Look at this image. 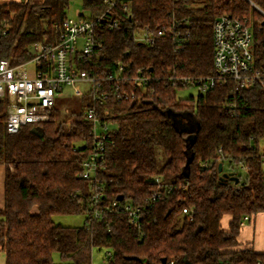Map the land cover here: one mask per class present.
I'll return each instance as SVG.
<instances>
[{"label":"trees","instance_id":"trees-1","mask_svg":"<svg viewBox=\"0 0 264 264\" xmlns=\"http://www.w3.org/2000/svg\"><path fill=\"white\" fill-rule=\"evenodd\" d=\"M252 1L264 9V0ZM69 4L0 6V15H13L8 34L0 37V58L22 63L33 56L31 44L45 36L55 41ZM108 7L106 0H83L79 15L92 18ZM224 13L253 19L257 64L263 63V19L248 0H118L104 22L116 19L119 27H97L103 48L80 65L100 86L79 96L78 105L65 115L54 107L49 120L9 133L0 97L5 264H55V253L72 260L66 264H92L94 247L106 250L104 264H161L164 257L176 264H257L264 257L238 240L243 217L264 211V88L229 80L183 101L178 90L187 86L174 80L215 73L213 26ZM144 27L164 33L152 44L137 41L136 31ZM141 74L156 79L138 88L130 80ZM116 84L134 96L101 103L99 95ZM235 101L238 112L232 115ZM89 107L117 127L110 130L102 165L87 179L79 174L93 147ZM240 163L248 166L247 174L236 170ZM154 193L160 194L156 200ZM127 203L142 207L140 226L130 222ZM98 207L101 215L95 217ZM79 213L86 215L81 226L54 220Z\"/></svg>","mask_w":264,"mask_h":264},{"label":"built area","instance_id":"built-area-1","mask_svg":"<svg viewBox=\"0 0 264 264\" xmlns=\"http://www.w3.org/2000/svg\"><path fill=\"white\" fill-rule=\"evenodd\" d=\"M117 1L106 0L109 4L108 9L92 18L80 15L67 17L55 41L45 36L42 41L34 42L29 46L33 56L28 61L13 64L10 58H0V97L5 103V124L9 133H17L23 125L29 123L37 124L49 120L55 107L56 96L63 94L65 86H70L75 96H82L88 89H96L100 86L96 76L89 70L81 69L80 65L103 48V43L98 39L97 27L107 26L111 30L119 27L116 19L104 22V16ZM120 1L125 3L126 0ZM248 1L263 19L262 24L258 26L260 29L264 26V9L254 1ZM124 9H127L126 5ZM12 16L8 18L0 15V37L8 34ZM255 26L253 19L248 17L233 16L229 13L220 15L213 26L215 73L207 76L184 75L174 80L187 87L195 86L198 93L202 94L216 86L226 84L229 80L237 82L242 87L260 85L264 88V62L258 65L255 54ZM163 33V29L154 31L149 27L139 28L136 31V40L152 44L156 35ZM118 63L122 70L123 64ZM155 79L154 76L141 74L130 81H133L138 88H142ZM83 85L86 87L85 90ZM134 94L135 91H128L124 86L116 84L109 91L101 93L99 99L103 103V100L110 96L119 100L128 99ZM236 103V101L231 102L232 115L238 112L235 108ZM86 113L93 120L91 130L93 147L79 175L89 179L96 175L98 167L102 165L107 144L112 142L110 130L117 126L112 121L100 118L93 107L87 108ZM261 165L264 169V147L261 149ZM238 167L242 170L238 171L239 173L243 175L248 173V166L245 163H240ZM155 181L160 183L161 178L156 176ZM102 194L103 192L100 191L93 195L94 205H97L98 198ZM159 195L154 193L152 200H156ZM112 206H117V202H113ZM124 207L130 222L140 226L142 207L130 203ZM184 211L187 212V208ZM94 215L95 217L101 215L99 207L95 209ZM248 219L250 216L245 215L241 226ZM166 264H176V262L167 260ZM257 264H264V257L259 259Z\"/></svg>","mask_w":264,"mask_h":264},{"label":"rangeland","instance_id":"rangeland-1","mask_svg":"<svg viewBox=\"0 0 264 264\" xmlns=\"http://www.w3.org/2000/svg\"><path fill=\"white\" fill-rule=\"evenodd\" d=\"M83 9V1L82 0H70L69 7L67 9V16L68 17H77L80 13H84ZM87 13V12H86ZM24 29V25L21 27V31ZM86 87L83 85V90ZM190 96H193L197 99L198 96V89L195 86L191 87H184L178 90V97L182 98L183 101H188ZM80 100L79 96H75L73 94L72 88L70 86H65L63 94L56 96V103H55V113L58 112L59 115H65L68 113L74 105H78ZM264 147V140L261 142V148ZM230 166L228 163H225L224 170L229 171ZM237 171H242L241 168L235 167ZM86 215L84 213L79 214H66V215H56L54 220L57 223H61L62 225L66 226H81L85 222ZM92 256H91V263L92 264H104L106 263V250L101 249L99 250L98 247H94L92 249ZM72 260H63L59 256V254H54V263L55 264H66L71 263Z\"/></svg>","mask_w":264,"mask_h":264},{"label":"crops","instance_id":"crops-1","mask_svg":"<svg viewBox=\"0 0 264 264\" xmlns=\"http://www.w3.org/2000/svg\"><path fill=\"white\" fill-rule=\"evenodd\" d=\"M38 1L41 0H0V6L10 2L33 3ZM5 173L6 167L0 162V210L5 206ZM238 240L242 245L264 254V211L258 212L245 222L238 235ZM5 260V252L0 250V264H5Z\"/></svg>","mask_w":264,"mask_h":264},{"label":"water","instance_id":"water-1","mask_svg":"<svg viewBox=\"0 0 264 264\" xmlns=\"http://www.w3.org/2000/svg\"><path fill=\"white\" fill-rule=\"evenodd\" d=\"M191 159H192V158H190V159L187 161L186 168L189 167L190 162H191ZM222 169H223V164H222V162H220V163H219V170L221 171ZM118 199H122V197H119ZM166 262H167V258L164 257V258L162 259V263H161V264H166Z\"/></svg>","mask_w":264,"mask_h":264},{"label":"bare ground","instance_id":"bare-ground-1","mask_svg":"<svg viewBox=\"0 0 264 264\" xmlns=\"http://www.w3.org/2000/svg\"><path fill=\"white\" fill-rule=\"evenodd\" d=\"M95 102V101H94ZM99 104V103H98Z\"/></svg>","mask_w":264,"mask_h":264}]
</instances>
